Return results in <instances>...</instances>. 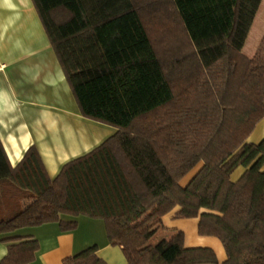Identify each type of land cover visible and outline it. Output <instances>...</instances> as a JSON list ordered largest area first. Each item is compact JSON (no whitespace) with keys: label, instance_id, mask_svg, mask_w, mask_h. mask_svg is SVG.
Returning a JSON list of instances; mask_svg holds the SVG:
<instances>
[{"label":"trees","instance_id":"obj_1","mask_svg":"<svg viewBox=\"0 0 264 264\" xmlns=\"http://www.w3.org/2000/svg\"><path fill=\"white\" fill-rule=\"evenodd\" d=\"M32 1L80 115L115 132L53 179L35 147L12 167L0 143V264L35 260L29 230L69 233L82 217L126 264H264V141L246 143L264 120V35L242 53L262 0ZM159 27L177 34L167 59ZM170 214L196 219L224 261L182 232L150 244ZM97 250L63 264H106Z\"/></svg>","mask_w":264,"mask_h":264},{"label":"crops","instance_id":"obj_2","mask_svg":"<svg viewBox=\"0 0 264 264\" xmlns=\"http://www.w3.org/2000/svg\"><path fill=\"white\" fill-rule=\"evenodd\" d=\"M43 30L32 0H0V143L12 167L35 147L53 179L64 164L88 153L115 130L80 115ZM261 141L264 120L257 123L246 143ZM244 172L238 168L231 181H238ZM197 224L196 219L176 220L170 214L149 243L182 232L185 248L210 249L223 262L222 245L214 238L199 236ZM24 235L39 244L35 260L29 264H63L91 246H97V256L106 264H126L121 248L107 243L103 223L98 220L79 218L76 229L69 233L47 225ZM7 245L0 241V262Z\"/></svg>","mask_w":264,"mask_h":264},{"label":"rangeland","instance_id":"obj_3","mask_svg":"<svg viewBox=\"0 0 264 264\" xmlns=\"http://www.w3.org/2000/svg\"><path fill=\"white\" fill-rule=\"evenodd\" d=\"M155 30H159V31L156 32ZM153 31L151 34H152V39L154 40V44L157 46V48H159V53L162 56V58L167 59L168 55L170 54V53L167 54L168 52L166 53V50H168L169 47L167 45H170V41L173 38H175L177 34H175V32L173 31L169 33H164L166 31L160 30V27L159 29L154 28ZM262 35H264V0L261 1L259 9L254 17L245 45L242 49V53L248 57H252L260 43ZM193 174L194 172H191L182 181L181 186H184ZM29 231L31 233L33 232V229Z\"/></svg>","mask_w":264,"mask_h":264}]
</instances>
